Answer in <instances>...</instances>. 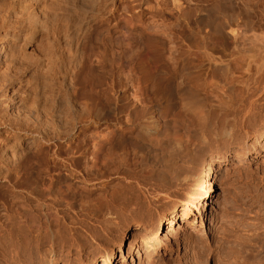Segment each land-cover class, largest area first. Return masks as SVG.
Listing matches in <instances>:
<instances>
[{
    "label": "bare ground",
    "instance_id": "bare-ground-1",
    "mask_svg": "<svg viewBox=\"0 0 264 264\" xmlns=\"http://www.w3.org/2000/svg\"><path fill=\"white\" fill-rule=\"evenodd\" d=\"M186 3L0 0V189L6 191L0 192V264H22L25 252L38 255L35 245L22 247L34 233L50 241L40 258L52 264L51 224L69 212L115 209L129 176L148 174L169 187L193 176L185 166L208 142L207 132L215 133L209 106L193 88L232 93L230 66L218 64L229 50L244 51L248 63L258 54L257 72L263 73L264 33L249 17L251 3L242 10L244 29L241 7L197 16L191 27L195 12ZM166 16L182 24L170 25ZM217 161L205 156L197 193L157 216V235L193 199L203 203L199 218L207 214ZM178 163L185 165L181 172ZM123 234L109 246L106 261L123 251Z\"/></svg>",
    "mask_w": 264,
    "mask_h": 264
},
{
    "label": "rangeland",
    "instance_id": "rangeland-1",
    "mask_svg": "<svg viewBox=\"0 0 264 264\" xmlns=\"http://www.w3.org/2000/svg\"><path fill=\"white\" fill-rule=\"evenodd\" d=\"M232 3L235 10L241 7L239 29H244L242 20L246 15L242 12L243 7L251 3L249 17L264 33V0H233ZM186 4L195 12L189 19L191 27L195 26L197 16L205 19L209 12L221 10L229 13L232 10L227 0H189ZM166 17L165 22L170 25L182 24L175 17ZM193 36L197 38L195 33ZM246 46L248 44L243 48ZM220 57L218 64L228 63L230 66L227 82H233L230 83L232 93L226 95L220 89L208 87L192 89L209 106L215 129L214 134L207 132L208 142L201 145L196 154L193 153L191 167H182L178 163L181 166V170L178 167L179 172L185 166V170L187 168L189 175L193 176L176 188L169 187L160 179L152 181L148 174L142 179L129 176L125 179L128 183L125 199L119 200L116 210L104 209L95 215H83L81 211H78L80 214L69 212L60 215L50 229L56 233L52 241H55L56 252L52 264H264V71L257 72L260 68L258 54L250 63L244 51L231 53L229 50ZM208 74L210 82L212 78ZM176 102V108L181 109L178 99ZM225 129H230L229 136L224 133ZM256 139L259 141L254 144L253 151H248ZM207 154L218 159L212 177L218 183H215L216 189L207 199L208 202L210 200L207 214L199 218L203 203L193 199L185 213L178 215L170 225L164 224L161 235H157L154 225L157 216L192 200L197 193ZM225 158L232 159L228 161ZM145 170L148 173L149 169ZM2 191L6 193L0 189L1 194ZM104 220L111 221L110 227L102 226ZM191 221L195 222L191 224ZM123 231V251L106 261L109 246ZM132 232L139 235L132 237ZM42 233L45 234V230L42 229ZM35 234L24 239L22 247L30 251L35 245L32 248L38 255L20 251L27 254L24 255L27 261L22 264H45L40 252L49 250L51 243L45 238L39 240ZM176 240L180 241V246L175 245Z\"/></svg>",
    "mask_w": 264,
    "mask_h": 264
}]
</instances>
